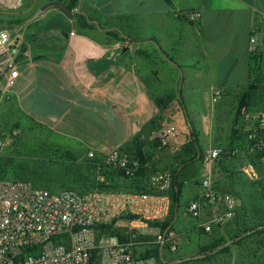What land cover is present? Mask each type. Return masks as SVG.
Returning <instances> with one entry per match:
<instances>
[{"label": "crops", "instance_id": "0c3cea01", "mask_svg": "<svg viewBox=\"0 0 264 264\" xmlns=\"http://www.w3.org/2000/svg\"><path fill=\"white\" fill-rule=\"evenodd\" d=\"M34 1L26 0L17 12L0 11L6 15L0 20V29L11 31L20 57L29 54L19 68L18 80L23 68H34L32 83L39 89L42 82V94L64 108L61 118L80 107L82 111L74 117L93 113L103 123L118 126L120 138L113 148L88 149L98 157L115 149L130 152L136 140L143 139L152 170L175 168L191 139V115L199 117L201 109L214 102L215 92L222 93L214 102L220 106L211 112L205 148L194 126L205 157L179 168L184 188L172 225L182 238L178 255L188 257L183 253L187 255L201 243L199 223L214 219L225 209L222 203L207 204L200 219L190 215V203L199 198L202 181L209 179L215 190L234 196L240 213L216 229L214 236L226 238L235 233L244 205L254 199L264 202V167L257 180L245 177L246 151L235 140V132L250 131L264 111V0H67L48 3L30 17ZM153 1L159 4L152 6ZM73 4L76 6L67 10ZM191 11L202 13V19L190 22L187 13ZM82 19L92 27L84 26ZM36 23L42 24L33 34L21 29ZM253 35L256 45L251 43ZM54 42L63 45L61 54L46 50ZM35 45L39 48L34 50L31 46ZM254 81H261V88L239 116L241 95ZM170 124L180 131L176 152L164 150L152 140ZM212 149L221 154L228 150V156L207 163L206 155ZM200 173V181L189 179L190 174ZM185 194L188 200L184 202ZM166 256L173 259L177 255Z\"/></svg>", "mask_w": 264, "mask_h": 264}, {"label": "built area", "instance_id": "2783aa9c", "mask_svg": "<svg viewBox=\"0 0 264 264\" xmlns=\"http://www.w3.org/2000/svg\"><path fill=\"white\" fill-rule=\"evenodd\" d=\"M25 2L0 0V11H20ZM187 17L195 23L202 19V13L191 11ZM251 43H257L254 35ZM15 44L16 39L11 31L0 29V85H3L5 94L20 78L18 60L21 53L13 49ZM24 55L29 58L27 52ZM221 95L220 91H216L214 102ZM263 131L264 111H261L248 135L249 141L254 143L251 152L255 148L264 149ZM179 136V127L170 124L156 132L152 140L162 149L176 152ZM141 141L144 142L143 139ZM88 156L90 159L97 157L94 152H89ZM220 156L221 150L212 149L205 160L212 163ZM100 160V167L124 173L129 182L134 181L144 167L135 151L128 153L115 149L101 156ZM242 172L252 181L259 178L252 163L245 164ZM172 182L171 171L163 169H157L150 175L149 186L153 193L111 190L52 192L26 181L0 179V264H157L155 258H138L136 250L139 245L165 244L168 232L162 235L149 222L165 221L169 217L171 199L168 192ZM218 203L225 206L224 211L206 223H199V229L206 233L233 219L237 202L234 196L215 190L212 182L204 179L199 198L189 205L190 215L200 219L205 205ZM126 216L133 219L122 218ZM113 222L116 227L126 230L127 241L108 234L98 235V226ZM142 237L157 239L146 243L141 242ZM168 241L171 250L177 252L182 238L171 231Z\"/></svg>", "mask_w": 264, "mask_h": 264}, {"label": "trees", "instance_id": "16d2710c", "mask_svg": "<svg viewBox=\"0 0 264 264\" xmlns=\"http://www.w3.org/2000/svg\"><path fill=\"white\" fill-rule=\"evenodd\" d=\"M166 1L170 2V0ZM74 6L76 5L73 4L72 7L67 8V10L73 9ZM82 22L84 26L89 28L92 27L89 21L82 19ZM112 32L116 34V32ZM259 85H261V81L252 82L247 90L241 95L240 105L238 108L239 116H241L242 109L246 106H249L250 99L255 96L256 91L261 88ZM191 128V139L183 147L182 153L177 158L179 165H177L175 168L163 169L171 171L173 175V182L168 192V195L171 199L170 215L165 221L149 222V225L152 228L159 230L162 235H164L169 229L166 236V242L164 245L162 243H152L149 245L145 244L144 253L138 254L136 251L137 257L142 259L155 258L158 264H172L177 260L183 261L176 264L206 262L213 260L219 255L231 254V246L238 245L240 248H244L243 246H249L250 242V245L256 246L252 249V258L254 259V264H264V202H259L257 199H252L253 201L251 204L244 205V214L239 216V221L241 220V222H236L239 229H237V231L231 236L226 238H216L214 236L216 229L222 228V226L226 224L224 223L223 225L215 227L211 233H206L203 230L201 231L202 234L209 236L211 241L205 245H202L198 254L188 257H181L178 255V253L181 251L180 248L177 252H173L171 250V245L168 241V238L170 232L175 231L174 225H172V223L174 222L176 213L180 208V202L184 188V183L180 179L179 168L182 165L185 167L197 160L202 161L205 157L204 150L200 145L198 133L196 132L194 126L191 125ZM251 131L252 129L248 132H235V135L238 136L235 140H237L242 148H244L246 151L247 162L252 163L259 173L260 169L264 167V149L259 150L255 148V150L251 152V146L254 145V143L250 142L248 139V135ZM54 148L55 149H53V147L51 149H46L43 147L39 150L35 149L28 155L19 153L18 156L15 157L14 161L3 157L0 159V179L26 181L33 184L35 187L45 188L52 192H60L63 190H74L79 193H87L93 190L126 191L129 193L154 192L149 186V178L156 169L152 170L149 167L151 157L145 151V144L144 142H141L140 139L136 140L135 147H133L130 152L135 151L137 153L144 167L132 182H129L124 173L120 171H111L104 166L100 167V157L97 156L96 159H90L88 156L89 150H85L83 152L84 154L81 153V155H79L74 150H69L68 148ZM121 150L124 151V149ZM227 156L228 150H225L222 152L219 158H225ZM101 177L104 178L103 181H101ZM143 183L144 185H142ZM237 211L234 217L236 219L237 215L240 214H237ZM122 218L133 219L131 216ZM97 230L99 236L102 234L117 236L123 242L127 241L128 239L126 230L116 227L115 222L108 225H100L97 227ZM239 237H241V239L237 240L224 249H220V247L228 241L237 239ZM156 239V237H142L140 240L141 242L147 243L149 241H156ZM250 248L251 247H247L246 249L250 250ZM161 252L163 257H161ZM166 253H171L177 256L173 259H168ZM196 256L203 257L201 259H195Z\"/></svg>", "mask_w": 264, "mask_h": 264}, {"label": "rangeland", "instance_id": "374dc122", "mask_svg": "<svg viewBox=\"0 0 264 264\" xmlns=\"http://www.w3.org/2000/svg\"><path fill=\"white\" fill-rule=\"evenodd\" d=\"M61 1L62 4H64L67 0L34 1V10L30 17L35 14V10L41 9L42 6L48 3L59 4ZM158 4V1L152 2V6H157ZM5 17V14L0 13L1 21L4 20ZM63 21V24L69 27L67 21L65 19H63ZM40 24L42 23L33 24L29 28L24 26L21 27V29H23V32L27 33V35H30L35 32ZM30 40L31 39H29V42ZM49 47L50 48L47 47L46 50L52 54H61L64 49L63 45L57 42L51 43ZM31 48L35 50L39 47L35 45L31 46ZM25 60H27V57L23 54L18 60L20 65L19 68L24 65L23 61ZM23 69L25 71L22 78L17 81L13 88L8 90V93L5 94L3 85H0V159L6 157L14 161L19 153L28 155L35 149L39 150L43 147L46 149H51L52 147L53 149H55L54 147L68 148L81 155V153L89 148H100L98 149L99 151H107L117 144L120 138L118 126L103 123L98 116L93 113L80 116V118L74 117L75 113L82 111L80 107L73 108L71 115L66 118H61L60 114L64 108L61 109L62 106L56 105L50 98L48 99L42 94L41 90L44 89L42 82L39 84V89H36V84L32 83L35 81V69ZM48 94H51V92ZM219 106L220 104L209 101V105L201 109L203 112L199 117L191 115V120L194 122L196 130L202 135V145L204 148L208 145L204 135L209 129V122L212 120L211 112L214 108H218ZM201 174L202 173L198 174V176L190 174L189 179L194 181V178H196L195 180L198 182L201 180ZM183 200L184 202L188 200L187 194L184 195ZM200 237L201 243L197 244L199 246H194L192 252L189 251L187 255L183 253V256L198 254L200 247L207 244L206 240L210 239L209 236L204 234H201ZM193 245L188 247H193ZM195 247L199 248L196 249ZM231 247V254L219 255L213 260L206 262H194L189 264H254L252 249L256 246L250 245L249 242V246L245 245L243 246L244 248H240L238 245ZM245 247L251 248L247 250ZM144 251L145 246L140 245L138 250L139 254L144 253Z\"/></svg>", "mask_w": 264, "mask_h": 264}, {"label": "water", "instance_id": "95a60500", "mask_svg": "<svg viewBox=\"0 0 264 264\" xmlns=\"http://www.w3.org/2000/svg\"><path fill=\"white\" fill-rule=\"evenodd\" d=\"M17 47V43L13 46V49H15ZM169 231V229H168ZM167 231V232H168ZM241 239V237L237 238V239H232L230 241H228L227 243H225L223 246L220 247V249H224L226 247H228L229 245L233 244L234 242H236L237 240ZM161 257H163V254L161 252ZM203 256H196L195 259H201ZM186 260H189V259H186ZM183 260H177L175 262H173L172 264H176V263H180L182 262Z\"/></svg>", "mask_w": 264, "mask_h": 264}]
</instances>
